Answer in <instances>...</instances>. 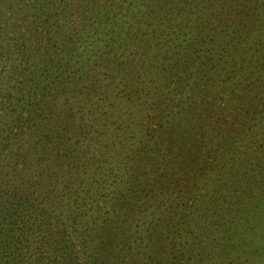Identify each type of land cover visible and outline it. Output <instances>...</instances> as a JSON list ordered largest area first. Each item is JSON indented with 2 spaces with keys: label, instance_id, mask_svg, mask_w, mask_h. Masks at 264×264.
I'll use <instances>...</instances> for the list:
<instances>
[{
  "label": "rangeland",
  "instance_id": "obj_1",
  "mask_svg": "<svg viewBox=\"0 0 264 264\" xmlns=\"http://www.w3.org/2000/svg\"><path fill=\"white\" fill-rule=\"evenodd\" d=\"M10 1L0 185L66 228L81 264H264V175L251 158L264 67L241 64L264 65V0ZM34 111L38 132L21 140L19 116ZM236 169L256 191L234 218Z\"/></svg>",
  "mask_w": 264,
  "mask_h": 264
},
{
  "label": "trees",
  "instance_id": "obj_2",
  "mask_svg": "<svg viewBox=\"0 0 264 264\" xmlns=\"http://www.w3.org/2000/svg\"><path fill=\"white\" fill-rule=\"evenodd\" d=\"M10 3V0H0V4L5 7V13H8V16L14 12ZM4 29H7L5 25H3ZM263 34L264 31L259 37H262ZM251 46L250 44L249 50ZM250 60V58L245 60L247 66L241 62L245 69L250 68L260 72L264 67L256 61ZM258 78L257 95L260 100L264 101V72L259 73ZM39 117L40 113L37 111L30 114L29 118L19 116L16 127L19 139H29L32 134H37L38 126L35 124V119ZM258 137V143L263 150L258 155L250 154H252V159H259L255 165L256 167L259 165L260 173L264 175V171H262L264 170V129L258 135L256 134L255 142ZM254 176L259 179L262 177ZM229 177L231 191L228 195L232 207L231 205H227V207L234 208L237 205L235 214H233L234 218L244 216L246 211L240 207H243L244 203L242 202L248 196L255 194L254 177L250 175L248 169L232 170ZM23 199L24 195L20 192L11 190L6 185H0V264H81L82 252L78 249L76 242L67 237V229L60 228L47 210H41L32 203L24 202ZM175 212L176 216L179 213L180 225L177 229H180L186 221L187 213H185V208ZM32 243L36 244L35 253L29 251ZM171 256L172 258L178 257L174 254ZM92 264L102 263L92 260Z\"/></svg>",
  "mask_w": 264,
  "mask_h": 264
}]
</instances>
